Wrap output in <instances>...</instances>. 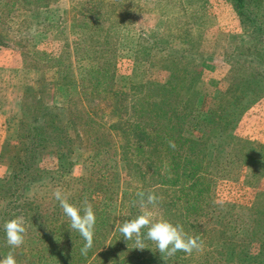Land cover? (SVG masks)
<instances>
[{"label": "rangeland", "instance_id": "obj_1", "mask_svg": "<svg viewBox=\"0 0 264 264\" xmlns=\"http://www.w3.org/2000/svg\"><path fill=\"white\" fill-rule=\"evenodd\" d=\"M2 3L0 12L8 9ZM40 6L18 21L0 13L15 23L10 33L0 29L6 43L0 47V257L11 252L17 264H42L35 253L47 243H24L68 223L53 196L59 188L77 207L91 204L97 216L93 247L71 264H264V68L230 2L46 0ZM249 11L264 25V0H253ZM25 19L37 22L23 33L32 34V45L13 42L22 38L15 26ZM157 34L175 41L170 51L188 49L181 64L140 53ZM246 81L254 89H243ZM47 103L72 118L65 130L75 145L74 166L61 172L49 150L40 162L45 170L32 180L39 181L11 179L26 143L23 113L42 116ZM141 193L157 196V206L142 208ZM25 202L37 208L38 219L29 222L9 207ZM145 210L152 221L167 219L199 237L203 251L162 257L147 240L136 249L118 227ZM18 217L24 243L10 249L3 224Z\"/></svg>", "mask_w": 264, "mask_h": 264}, {"label": "trees", "instance_id": "obj_2", "mask_svg": "<svg viewBox=\"0 0 264 264\" xmlns=\"http://www.w3.org/2000/svg\"><path fill=\"white\" fill-rule=\"evenodd\" d=\"M44 1L46 0H10L6 1L5 3H2L1 0L0 2L3 5H6L8 9H3L0 13L5 12L7 13V16L10 17L12 20H15L17 18L18 21L21 17V14L24 12H31L34 10L37 15L42 9V6H40V4ZM228 1L234 8V11L240 21L241 26L245 29V33L249 34L250 38L253 41L257 42V44H255V46L257 47L255 49V53L252 48H246L252 53H254V55L258 58L257 65H262L264 68V25L260 22L258 18H256V16H253V13L251 11H249L253 0ZM2 20L3 19L0 20V29H2L3 32L10 33L12 30H14V28H12V26L10 25L15 24L14 21ZM26 20L27 19H25L22 23L20 22L21 24L17 23L15 26V31L21 34L22 38L18 41L17 39L12 40L16 43H25L28 45H32V34L23 33L24 31L31 32L36 26L37 22L35 23L34 21L25 23ZM180 40L185 41V44L188 43L187 39ZM173 43H175V41L169 39L168 37H158L157 34L155 35V38L149 40L146 44L140 45V53L149 56V58H147L148 61H152L151 58H154V56L159 55L162 60L170 58L171 60L168 62L172 64V66L175 63L181 64V59H184L185 55L188 53V49L184 50V53H182L181 51H170L171 46H173ZM5 44L6 43H4L2 39H0V47L5 46ZM240 49L241 47H238L237 50ZM239 53L242 56H245L243 52ZM190 57H194V55H191ZM186 62L189 64L188 58L186 59ZM165 66L168 70L171 69V66ZM47 85L48 84H46V82H43V87H46ZM245 85H247L249 90L251 88L254 89V87H252V83H249L248 81L243 83V89L245 88ZM41 111L42 116H39V111H35V115L33 117H27V113H23V118L28 120L25 135L26 143L23 145L19 153H17L14 158V170L13 174L11 175V179L25 178L26 176H29V178L25 181V184H31L32 182L39 181L32 180L35 177L38 178L41 171L45 170L41 167L40 162H42L43 158L49 152V150H52L55 157L57 158V167L59 168V170H61V172H69L74 166V163L72 161V148H74L75 145L73 143L72 137L69 135L68 131L65 130V127L71 124L72 118H68L64 109H61L57 106H53L49 103L42 106ZM211 124L213 125V122H211ZM66 147H68V149L72 151H64ZM221 172L223 174H229L227 173L226 169ZM194 205L197 207L198 201H196ZM32 206L33 203L25 202L22 206H19L17 204L14 205L12 203L9 207H11V211L19 209V211L21 212V216H23L25 220L31 222L39 218V216L34 215V211L37 208H34ZM67 225L68 223H63L59 228H55V230H48V232L45 231L43 235H39L38 237L37 235L31 237L32 239L30 241H27V243H24V245L26 244L27 247H31L34 243H36L33 240H44L47 243V246L49 247L46 246L44 250L35 253H40L39 257L45 258V260L38 259L39 262H41L42 264H71L75 256L79 254V251L81 252V248L83 247L84 243L77 246V242L75 241H81L83 239L75 231L71 232ZM49 231L52 233V235L46 234L49 233ZM27 234L31 236V233ZM40 234H42V232H40ZM51 238H53L54 240L53 243ZM69 249L72 251H69ZM26 255L34 256L33 249L27 248ZM51 257H53V259ZM59 257H62V259H59ZM56 258L58 259L57 261H55ZM31 264L34 263L31 262Z\"/></svg>", "mask_w": 264, "mask_h": 264}, {"label": "clouds", "instance_id": "obj_3", "mask_svg": "<svg viewBox=\"0 0 264 264\" xmlns=\"http://www.w3.org/2000/svg\"><path fill=\"white\" fill-rule=\"evenodd\" d=\"M170 146L174 147V144L170 143ZM140 195L141 206L144 209L149 205L154 208L159 203V198L154 194H147L146 199L143 198L145 194ZM53 196L59 202L64 217L67 218L68 228L83 239L81 253L86 254L94 244L97 223L95 210L86 201L80 207L70 203L68 196L59 188L53 192ZM151 216V211L145 210L134 219L120 223L118 231L125 240L134 241L136 249H145V240L151 241L162 257H171L177 252L191 255L194 251H203V241L186 233L182 225L174 224L164 218L152 221ZM25 232L26 226L22 217L8 220L3 224L4 239L10 249L23 245ZM0 264H17V261L9 252L7 256L0 257Z\"/></svg>", "mask_w": 264, "mask_h": 264}]
</instances>
